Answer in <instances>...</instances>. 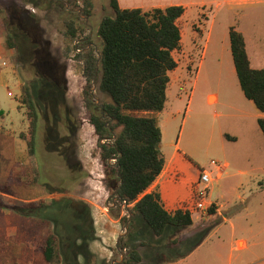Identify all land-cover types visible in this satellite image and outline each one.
I'll use <instances>...</instances> for the list:
<instances>
[{
    "label": "rangeland",
    "instance_id": "obj_1",
    "mask_svg": "<svg viewBox=\"0 0 264 264\" xmlns=\"http://www.w3.org/2000/svg\"><path fill=\"white\" fill-rule=\"evenodd\" d=\"M160 1L208 4L189 9L179 22L182 44L174 52L178 68L171 73L168 103L159 121L165 150L180 146L185 154L181 157L194 162L188 175L196 181L200 169L212 161L231 164L229 176L215 190L222 213L209 212L191 228L170 226L161 237L136 212L131 225L124 221L131 217L132 206L113 195L98 139L85 119L88 91L100 104L111 101L84 74L83 54L88 43H93L94 54L100 53L99 26L114 14L110 0H94L91 18H79L80 8L67 5V0H36V5L32 0H0V17L8 16V29L19 45L18 60L5 45L0 49V128L22 126L19 81L32 88L41 117L38 157L26 167L38 169L39 185L19 188L18 198L0 194V264H46L42 253L51 229L59 238L61 264H112L132 250L143 257L142 263L133 264H264V135L259 130L254 145L246 140L247 128L256 124L240 110L253 104L240 86L230 45L234 28L244 35L253 64L261 60L264 66V1L121 0L120 5L138 9ZM71 20L80 32L78 48V42L67 37ZM5 34L2 29L0 35ZM211 93L220 94L216 106L208 103ZM222 131L240 140L222 138ZM20 132L12 135L18 138ZM1 169L2 162L0 182ZM238 170L246 175H238ZM42 202L45 208H25ZM30 211L52 224L17 216ZM239 240L247 246L236 245Z\"/></svg>",
    "mask_w": 264,
    "mask_h": 264
},
{
    "label": "trees",
    "instance_id": "obj_2",
    "mask_svg": "<svg viewBox=\"0 0 264 264\" xmlns=\"http://www.w3.org/2000/svg\"><path fill=\"white\" fill-rule=\"evenodd\" d=\"M32 1L36 5V0ZM66 3L80 8L79 18H91L93 15V0H67ZM110 5L114 14L105 16L98 29L101 51L98 55L91 51L84 60L86 77L88 75L93 85L95 80L99 90L111 101L102 102L99 106L88 93L86 116L98 139L113 195L129 209L132 206V216L134 212L140 214L153 233L161 237L170 226L189 228L194 224L190 213L182 210L169 212L158 193H147L165 167L159 117L167 107L170 74L178 68L174 52L182 44L179 22L186 9L183 6L150 11L122 9L119 0H110ZM3 19L5 47L15 53L18 60V42L8 29V16ZM67 30V37L73 42L80 40L76 22L69 21ZM230 42L240 86L246 98L264 113V69L252 68L245 38L234 28L230 31ZM19 103L20 108L25 110L28 125L20 138L27 143L30 159L36 161L40 115L30 85L22 86ZM259 127L264 135V119L259 120ZM118 129L121 130L116 134ZM109 160H116V164L112 166ZM39 183L38 169L26 168L23 172L12 174L6 184H0V194L17 197L19 188ZM46 206L45 202L38 205L30 203L25 208L36 210ZM31 212L18 213L17 216L52 224L47 219L32 217ZM214 212L215 209H211L210 213ZM124 221L129 222L130 216ZM42 255L46 264H61L59 238L53 229L46 236ZM127 255L129 257L124 264L143 261L139 251L132 250Z\"/></svg>",
    "mask_w": 264,
    "mask_h": 264
},
{
    "label": "crops",
    "instance_id": "obj_3",
    "mask_svg": "<svg viewBox=\"0 0 264 264\" xmlns=\"http://www.w3.org/2000/svg\"><path fill=\"white\" fill-rule=\"evenodd\" d=\"M262 1H264V0H253V1H251V0H237V1H228V3H236L239 5H242V4H249V3H253V2H262ZM93 3H94V0H93ZM166 3L167 2L160 1L157 4L147 6L146 8H138V9H142L143 11H150V10H153L156 8L164 9V8H167L170 6H183L186 9V13H187L189 9H192L194 7H207L208 6V4L206 2H202V3L198 4L197 6L194 4H191V3L190 4H185V3L173 4L172 2H169V4H166ZM119 4H121V0H119ZM120 7H121V5H120ZM20 9H22L23 11L28 10L27 8H23V7H21ZM3 20H4L3 17L2 18L0 17V31H2V29H4ZM4 37L0 35V49L2 51L5 50L4 49V45H5ZM245 42H246V39H245ZM230 45H231V42H230ZM246 48H247V52H248V55H249V58L251 61L252 68H254L256 70H263L264 66H262L263 63L261 60L259 61V63H256V64L254 63L255 65L253 64V57H251V55L249 54L247 42H246ZM1 52H0V56L2 57ZM11 54H12V52L10 50V55ZM235 70H236V68H235ZM14 74H15L17 80L19 81L15 72H14ZM236 74H237V72H236ZM170 76H171V74H170ZM171 79H172V77H171ZM19 84H20V91H21L22 86H21L20 81H19ZM83 87H84V85H83ZM84 88H83V91H84ZM169 91H170V89H169ZM169 91H168V93H169ZM211 97H215V102L213 104H211L209 102ZM219 102H220V94L219 93H211L208 95V103L210 105L216 106L217 104H219ZM250 102L253 104L254 107L249 103L245 106V108L243 110L242 109L240 110L241 111L240 113L244 119L253 120V122L255 121L256 125L253 124L252 126H249L247 128L249 138L246 139L247 141H250L252 143V145H254V144H256V140L260 138L259 120L264 119V113L260 112L252 101H250ZM20 107H21V104L19 105V110H20V112L23 113V116H24L22 126L17 130H10V131H7L4 127L0 128V162H2L1 171H2V177H3L2 182H0V184H6L12 174H17V172H23L24 169L29 166V162H31L30 157H29V153H28L27 143L20 138V134L22 132L27 131V128H28V125L26 122V117H25V110L21 109ZM85 109H86V107H85ZM1 115H2V118L4 121L5 117L3 116V114H1ZM85 119L87 120L86 113H85ZM15 131H21L18 138L15 135H12V132H15ZM162 134H163V138H162V144H161V152H162L163 158L165 160V167H164L162 174L155 181V183L149 188L147 193H158L161 197V200H162V203H163V206L165 207V209L169 212H174V211H176V209L178 208V206L181 203L189 200L191 195H192V186L196 182V176H190V175H188V172L192 170L194 162L192 160H190V161L187 159L185 160L181 157V156H185V154L181 153L180 146H177L176 150L173 152L170 150H165V145H164L165 139H164L163 130H162ZM40 135H41V117H40V121H39V133H38L39 144H40ZM221 135H222V138L224 137V138L229 139L233 142L240 140V138L238 136H235L234 138L230 137L227 132L222 131ZM20 141L24 142L26 144V146L24 147L20 143ZM17 147H18V150H17ZM38 153H39V145H38ZM250 162L253 163L252 161H250ZM225 164L228 165L225 176L221 180L216 181L212 186V195H213V199H214L215 204H216L215 210H217L218 215H220L222 213V211H221V207L219 206L218 200L215 199V190H216L217 186L221 182L226 180V178L229 176L228 173L232 167L230 163H225ZM238 171H239L238 175H240V176L246 175V172H244L242 170H238ZM177 175H179V177H180L179 180L176 179ZM254 178L257 179V181L261 180V178L259 176H254ZM20 190L21 189L17 190L18 196L13 197V198L19 197ZM9 197H12V196H9ZM29 202H34V201H29ZM192 219H193V222L195 224V221L199 220V217L195 216ZM194 224H193V226H194ZM191 227H189V228H191ZM240 242H243L245 244V247L247 246V243L245 240H239L236 243V245L239 244Z\"/></svg>",
    "mask_w": 264,
    "mask_h": 264
},
{
    "label": "built area",
    "instance_id": "obj_4",
    "mask_svg": "<svg viewBox=\"0 0 264 264\" xmlns=\"http://www.w3.org/2000/svg\"><path fill=\"white\" fill-rule=\"evenodd\" d=\"M227 168V164L212 161L208 167L200 169V176L192 186L190 199L181 203L176 210L188 212L192 218L195 216L201 218L207 215L211 209H216L212 186L225 176ZM176 179H180L179 175Z\"/></svg>",
    "mask_w": 264,
    "mask_h": 264
},
{
    "label": "flooded vegetation",
    "instance_id": "obj_5",
    "mask_svg": "<svg viewBox=\"0 0 264 264\" xmlns=\"http://www.w3.org/2000/svg\"><path fill=\"white\" fill-rule=\"evenodd\" d=\"M89 38L90 37H88L87 38V42L89 41ZM82 41H80V42H78L77 44H76V47L78 48L79 47V45H80V43H81ZM92 45H93V43H88L87 44V49L85 48V49H83V54L86 56L87 55V57H89V54H90V52L92 51ZM84 70H85V67H84ZM85 74V73H84ZM87 79L89 80V77H88V75H87ZM95 80H94V84H95ZM87 93H89V94H91V95H93V92L90 90V91H88ZM119 246V245H118ZM122 249V248H121ZM128 255L126 256V258L124 259V261L122 262V259H121V261H117L118 263L117 264H124L127 260H128Z\"/></svg>",
    "mask_w": 264,
    "mask_h": 264
},
{
    "label": "water",
    "instance_id": "obj_6",
    "mask_svg": "<svg viewBox=\"0 0 264 264\" xmlns=\"http://www.w3.org/2000/svg\"><path fill=\"white\" fill-rule=\"evenodd\" d=\"M67 5H69L68 3H66ZM94 86L96 87V82H95V84H94ZM97 101V104L100 106L101 104H100V101L99 100H96ZM116 137H114V139H115ZM113 160H109V164H111V162H112ZM115 162H116V160H114ZM116 164V163H115ZM130 215H131V217H130V221H131V219H132V214L130 213ZM130 221H129V223H130ZM129 230V225H127V231ZM120 240V239H119ZM118 245H119V243H118ZM124 261V255H123V258H122V262ZM118 262L117 261H114L112 264H117Z\"/></svg>",
    "mask_w": 264,
    "mask_h": 264
},
{
    "label": "bare ground",
    "instance_id": "obj_7",
    "mask_svg": "<svg viewBox=\"0 0 264 264\" xmlns=\"http://www.w3.org/2000/svg\"><path fill=\"white\" fill-rule=\"evenodd\" d=\"M215 97H212L211 99L213 100ZM241 245H244V243H241Z\"/></svg>",
    "mask_w": 264,
    "mask_h": 264
}]
</instances>
